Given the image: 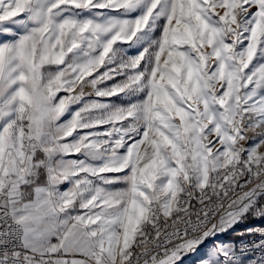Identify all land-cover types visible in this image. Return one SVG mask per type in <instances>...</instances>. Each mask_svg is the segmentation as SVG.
Returning a JSON list of instances; mask_svg holds the SVG:
<instances>
[{"label":"snow or ice","instance_id":"snow-or-ice-1","mask_svg":"<svg viewBox=\"0 0 264 264\" xmlns=\"http://www.w3.org/2000/svg\"><path fill=\"white\" fill-rule=\"evenodd\" d=\"M253 220L264 0H0V264H264Z\"/></svg>","mask_w":264,"mask_h":264},{"label":"built area","instance_id":"built-area-1","mask_svg":"<svg viewBox=\"0 0 264 264\" xmlns=\"http://www.w3.org/2000/svg\"><path fill=\"white\" fill-rule=\"evenodd\" d=\"M262 224H264V221L253 220V221H250L248 224H243V225H244V228H246V227H250V226H253V225L260 226ZM238 229H243V227H241L239 225V226H237V230ZM254 239H258V237H248V236H246V237L240 238L237 242H238V244L239 243L247 244V243H249V241L254 240ZM257 255H258V253H257Z\"/></svg>","mask_w":264,"mask_h":264},{"label":"rangeland","instance_id":"rangeland-1","mask_svg":"<svg viewBox=\"0 0 264 264\" xmlns=\"http://www.w3.org/2000/svg\"><path fill=\"white\" fill-rule=\"evenodd\" d=\"M77 92H79V89H77ZM84 92H85V98L86 99L94 98V90L91 88V86L86 87L84 89ZM112 99L114 101L119 102V100L116 97H113ZM240 226L244 228V225L243 224H240ZM238 230H240V229H238ZM231 239L237 240V239H240V237L232 236Z\"/></svg>","mask_w":264,"mask_h":264},{"label":"crops","instance_id":"crops-1","mask_svg":"<svg viewBox=\"0 0 264 264\" xmlns=\"http://www.w3.org/2000/svg\"><path fill=\"white\" fill-rule=\"evenodd\" d=\"M61 187H62V189H63V187H65V186H64V185H62ZM238 240H239V239H237L236 241H238Z\"/></svg>","mask_w":264,"mask_h":264}]
</instances>
